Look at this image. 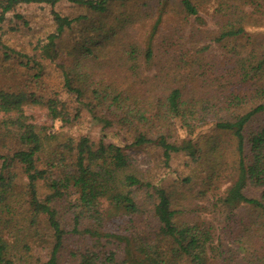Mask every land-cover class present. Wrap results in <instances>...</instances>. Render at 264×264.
Instances as JSON below:
<instances>
[{
    "label": "trees",
    "instance_id": "obj_1",
    "mask_svg": "<svg viewBox=\"0 0 264 264\" xmlns=\"http://www.w3.org/2000/svg\"><path fill=\"white\" fill-rule=\"evenodd\" d=\"M61 1L0 0V22L20 3L51 15L23 49L0 38V74L20 80L0 82V264H264V36L244 26L247 0H214L221 66L193 40L174 57L166 38L155 46L174 8L204 23L194 0H66L72 15ZM247 2L264 13V0ZM83 112L98 139L68 131ZM108 135L159 150L164 167L183 151V172L167 182Z\"/></svg>",
    "mask_w": 264,
    "mask_h": 264
},
{
    "label": "rangeland",
    "instance_id": "obj_2",
    "mask_svg": "<svg viewBox=\"0 0 264 264\" xmlns=\"http://www.w3.org/2000/svg\"><path fill=\"white\" fill-rule=\"evenodd\" d=\"M248 1V0H247ZM243 4L245 11L247 12L246 21L244 26L249 34L252 36L263 37L264 36V13L260 12L256 8L254 9L251 5V2ZM195 3H198L199 6V16L202 18L204 23H199L195 20L194 15H189L187 18H183L184 12H178L177 8L171 10L168 14L164 15V20L160 25V31L157 34L155 39V46L163 41L166 38V42L171 43L173 46L172 49H169V52L172 57L175 56V51L179 48V45L185 46L187 51H191V40L195 42V47L209 45V49L205 52L204 56L209 60L216 62L218 66L223 65L224 62H227V54L225 47L222 42L213 40L212 37L218 34V31L221 26V20L223 19L220 14L214 12V0H194ZM55 8L62 12L63 14L72 15L77 13V9L69 1L62 0L59 2ZM17 10L9 12L6 14L4 21L0 22V38L1 40L9 45L15 50L23 49L24 46H28L29 39L33 35V31H39L41 26H46V29L51 26V15L49 13V6L43 3H20ZM79 12V11H78ZM18 14V16H17ZM20 15V16H19ZM23 16V17H21ZM28 22V25L25 23ZM151 23L147 22L142 24L138 30V37L140 41H144L146 36L149 33ZM27 27L32 28L33 30L28 31ZM35 36V35H34ZM228 44H231V41H228ZM1 51V48H0ZM160 58H164L160 56ZM166 59V57H165ZM225 64V63H224ZM227 64V63H226ZM225 64V65H226ZM224 65V66H225ZM48 70L51 72L50 80L52 83L57 84L59 82L58 71L53 65H51ZM156 70L153 68L147 72L151 75ZM19 78L10 79L7 74H0V82L6 85L13 86L18 83ZM233 87L229 86L228 90H231ZM27 112L31 114L35 122L51 125L52 128L58 129L60 122H52L45 114L44 110L40 108H27ZM65 128V127H63ZM68 129V127H66ZM68 131L73 136L86 135L91 140H96L101 135V126L99 123H96L90 119L88 113H82L81 123L74 125L69 128ZM208 127L204 126L197 133L202 134L208 132ZM178 138L181 141L187 137L186 132L178 127ZM106 141L116 142L122 145L123 150L134 160L136 164L142 168H150L154 166V169L160 173L167 172L166 181L170 182L172 177L176 172H183L184 169V160L185 152L180 151L179 153L172 155L169 166L164 167L161 165L160 151H151L150 153L144 152L140 148H136L130 144V140L121 141L120 139L114 138L112 135L106 137ZM179 141V142H180ZM259 191L256 189H247V194L258 195ZM111 210L115 211L114 208ZM244 210L241 209V211ZM111 211V212H112ZM246 215L248 213H245ZM210 221H213L212 217L206 216ZM264 234V233H263ZM262 246L258 248L256 253H264V242L261 243ZM235 247L234 244H231ZM243 253H240L241 256ZM225 256V255H224ZM216 264V263H214Z\"/></svg>",
    "mask_w": 264,
    "mask_h": 264
}]
</instances>
